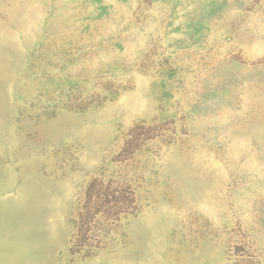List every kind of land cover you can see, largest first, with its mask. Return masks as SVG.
Here are the masks:
<instances>
[{"label":"rangeland","instance_id":"374dc122","mask_svg":"<svg viewBox=\"0 0 264 264\" xmlns=\"http://www.w3.org/2000/svg\"><path fill=\"white\" fill-rule=\"evenodd\" d=\"M138 211L71 254L88 182ZM264 264V0H0V264Z\"/></svg>","mask_w":264,"mask_h":264},{"label":"trees","instance_id":"16d2710c","mask_svg":"<svg viewBox=\"0 0 264 264\" xmlns=\"http://www.w3.org/2000/svg\"><path fill=\"white\" fill-rule=\"evenodd\" d=\"M135 188L124 176H97L83 192L72 219L73 232L68 240L71 254L90 256L106 247L121 220L137 213ZM235 264H255L238 259Z\"/></svg>","mask_w":264,"mask_h":264}]
</instances>
